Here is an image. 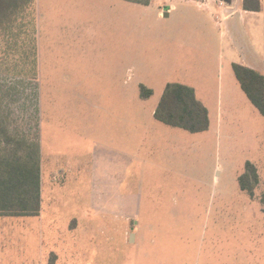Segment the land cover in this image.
<instances>
[{"label": "rangeland", "instance_id": "obj_1", "mask_svg": "<svg viewBox=\"0 0 264 264\" xmlns=\"http://www.w3.org/2000/svg\"><path fill=\"white\" fill-rule=\"evenodd\" d=\"M171 3L179 16H159ZM184 5L35 0L12 45L0 42V81L19 86L14 125L64 173L46 186L41 170L39 216H0V264H48L50 252L54 264H264V117L228 64L227 36ZM172 82L196 88L206 130L153 116ZM246 161L258 182L238 198Z\"/></svg>", "mask_w": 264, "mask_h": 264}, {"label": "trees", "instance_id": "obj_2", "mask_svg": "<svg viewBox=\"0 0 264 264\" xmlns=\"http://www.w3.org/2000/svg\"><path fill=\"white\" fill-rule=\"evenodd\" d=\"M125 1L149 4V0ZM34 2L35 0H0V42L4 40L5 47L12 45L13 42L9 41L15 37L18 28H21V20L27 10L31 11L30 16L33 14ZM242 5L245 9H260L259 0H243ZM31 21L32 18V25ZM31 28L36 31L35 26L32 25ZM35 55L34 51L33 68ZM232 69L241 88L264 117V75L238 63H233ZM17 86L18 84L0 81V215H36L40 207L39 142L26 139L14 125L9 104L11 95L19 87ZM151 94V89L141 85L142 99ZM154 117L169 126L190 132L206 130L209 125L208 110L196 98L194 89L176 82L165 85ZM237 181L241 190L253 196L258 175L252 162L246 161L245 170ZM260 202L264 207V193ZM54 258L51 255L48 264H54Z\"/></svg>", "mask_w": 264, "mask_h": 264}, {"label": "crops", "instance_id": "obj_3", "mask_svg": "<svg viewBox=\"0 0 264 264\" xmlns=\"http://www.w3.org/2000/svg\"><path fill=\"white\" fill-rule=\"evenodd\" d=\"M176 1H180L181 3H184L185 4L184 7H187V4H190V5H194L197 9H201L205 11L208 14V18L211 20V22L214 23V25L217 26V28L219 29L220 40L227 36L229 44H230L229 52H232V53H227L229 55L228 64L230 65V67H232L233 63H238V64L251 68L257 71L258 73L264 75V42L262 46L259 42L260 36L262 35V33L264 36V24L261 30H260V24H259V21L261 20V17L259 16L261 12L264 11V0H259V3H260L259 10H250V9L243 8V5H242L243 0H230L228 2H226L225 0H176ZM126 2L132 3L129 1H126ZM177 11L178 9L176 8V5L174 3H171L166 7L165 10H163L162 8L158 10V15L164 16V14L166 13L167 16H164V17L171 18L172 15H174V17H177L179 16V13H177ZM235 15H237V20L241 24V31L238 33V36L236 39H235V34L231 36L230 33H228V29H227L229 24L234 23V19H231V18H234ZM256 37H258L259 39L257 40V45L255 44ZM158 38H159V41L162 40L163 42H170L173 44L180 40L179 36L176 34V31H172L170 33L161 31L159 33ZM260 46H261V49L263 48V51L261 54H259ZM127 70H129V68H127ZM192 88L194 89L196 98L198 99L199 96L197 94L196 88L195 87H192ZM126 98H131V96H128V93H126ZM148 98H150V96ZM198 100L204 104L202 99L201 100L198 99ZM157 104L158 102H156V104L154 105L155 108L153 111V116H154V112H155ZM117 109H118V104H117ZM111 111L113 114L117 115L116 112L114 113V109ZM208 116H209V110H208ZM41 153H42L41 143L39 142L40 207L35 217L39 216V214H41L42 212L41 211V193L43 190V180L41 179V170L44 173L45 168L49 169V173L46 179V186H47L48 179L56 180V178L59 177V175L61 177V175L64 174L60 172L62 171L61 170L62 165H58L55 163L54 164L49 163L48 160L43 159ZM54 166L58 167L57 168L58 172H60L61 174L56 172V168H54ZM240 192L241 193L237 192L238 198H243V196L248 194L247 192L241 189H240ZM240 194H243V195H240ZM246 206L248 207H246L245 210H247L249 207H253V205H246ZM0 216L6 217V216H15V215H0ZM30 216H33V215H30ZM51 255H54L55 257L54 261L56 262L57 256L54 253L50 252L49 259ZM242 259L243 258H241V260Z\"/></svg>", "mask_w": 264, "mask_h": 264}, {"label": "water", "instance_id": "obj_4", "mask_svg": "<svg viewBox=\"0 0 264 264\" xmlns=\"http://www.w3.org/2000/svg\"><path fill=\"white\" fill-rule=\"evenodd\" d=\"M164 16H167V14L165 13ZM132 237H133V233H131L130 239H132Z\"/></svg>", "mask_w": 264, "mask_h": 264}]
</instances>
